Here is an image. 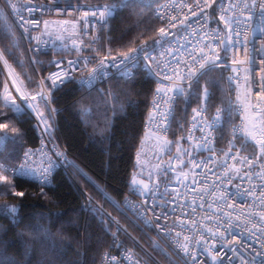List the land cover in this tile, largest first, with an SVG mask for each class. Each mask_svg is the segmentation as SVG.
<instances>
[{
	"label": "built area",
	"instance_id": "1",
	"mask_svg": "<svg viewBox=\"0 0 264 264\" xmlns=\"http://www.w3.org/2000/svg\"><path fill=\"white\" fill-rule=\"evenodd\" d=\"M198 2L199 7L196 6L197 0H162L158 3L153 10V15L168 35L162 37L158 31L153 43L144 49H136V52L130 53L138 59L134 66L125 68L124 65L112 66L113 57L117 62L123 59L120 55L94 62L90 55L84 53L86 43L98 38L101 25L110 17L106 16L102 20L99 12L107 6H112L114 13L113 4L73 0H12V3L17 6L13 9L8 0H0V11L17 29L24 42L31 65H35L34 55L40 52L50 51L57 54L47 62L48 67L43 73L37 72L38 84L41 86L33 91L24 90L13 70L0 58V68L4 75L2 101L5 94L10 93L11 99H15L17 104H22L23 95L32 107L22 105L21 112L27 113L32 119L33 126L39 135L38 146L26 148L16 164L8 165L0 160V163L8 169L5 172L10 176L32 180L38 186H51L55 172L60 169L69 175L68 152L57 136L55 110L50 104L53 90L63 84L50 89L51 80L47 78L51 74L59 72L61 76H65L67 73L64 83L72 80L85 92L100 87L112 78L130 80L139 71L148 74L153 78L155 87L149 101L148 117L143 128L145 132L158 139L160 152L153 178L146 180L143 184L140 183L139 175L134 178L138 182L137 187L146 184L153 189L155 195L153 193L140 195L133 191L131 186L130 192L122 200V207L128 216L147 232L152 243L175 264H213L211 255L221 251L222 241L219 235L213 237L207 231L209 227L213 230L218 227L221 232H225L227 241H232L233 235L238 239L247 240V234L241 237L239 233H243L245 228H252L253 224L257 228L264 227V220H261V214L264 213V202H262L264 198L260 195L261 191H264V170L261 168L264 159L254 160L251 168L246 163H240V158L244 156L253 159L254 156L260 155L258 146L250 139L245 147H241L240 128L245 116L248 115L244 110L245 104L251 103L256 106L252 110V115L257 121L264 116V112H260V109H264V101L259 99L260 95L264 94L262 93L264 81L261 79L264 76V71H262L264 70V63H262L264 61V47H262L264 46V31L261 30L264 29V12L259 7L261 0H256L255 7L251 6L253 0H207L211 7H205V0H198ZM245 3L250 7L245 8ZM28 8L33 11H27ZM201 9H203L202 12ZM192 11H196L197 16H192ZM93 12L97 15L93 16ZM85 13L88 15L85 16ZM221 15L226 19L230 18L231 31L225 27L224 21L220 19ZM173 17L175 19H172ZM25 21H36L37 24H25ZM181 21L184 23L181 24ZM173 24L175 27H172ZM229 37L231 45L226 44V56L216 61V66L232 68L231 81L243 95L241 102L234 109L237 122L232 127L231 151H229L230 144L226 147L218 145L217 131L223 111L218 108L209 112L206 100L191 108L185 126L184 146L180 150L174 149L170 144L171 124L176 102L181 96L175 98L174 105H169L161 101L163 93H157V89L179 84L186 94L188 85L192 82L177 80L175 77L172 80L165 79V76H173L171 69L176 66L173 55L182 56L191 63L189 53L198 55L199 49L203 47L210 56L213 55L212 49L220 56L221 48L225 45H220L219 40H228ZM179 45H184V47L179 48L177 52ZM209 45L211 48L208 47ZM145 50L154 59L145 60ZM102 60L104 61L103 66L100 65ZM181 67L185 72L187 71L183 65ZM194 67L199 68V65L196 64ZM93 69L96 71L93 72ZM207 69L210 68L206 67L202 73H198V77ZM181 74L183 75V72ZM5 84L7 89H5ZM17 87L20 89L19 92ZM40 91L48 97L47 107L50 111L51 123L45 120L43 111L45 104L39 101V96H37V101H31V96L37 95ZM172 95L173 93H168V96ZM169 107L173 108V112L165 120L162 114H167ZM194 109L201 114L197 115ZM218 110H221L220 119L216 121ZM41 114L49 131H45L46 125L41 122ZM209 124L214 126L209 128ZM201 127L204 129L203 132L200 131ZM209 133L211 135L208 141L201 139ZM6 141L0 142V150ZM25 153L28 155L25 156ZM225 153L228 155L225 156ZM234 156L237 158L233 159ZM202 161L207 166L201 164ZM22 164L25 166L23 175L18 172ZM197 164L200 166L196 167ZM233 166L239 169V174L234 171ZM43 176H47V179H42ZM193 180L197 183L193 184ZM205 188L207 192L203 191ZM246 189L252 191L253 194H247ZM177 192L180 195L173 199ZM83 193L87 207L98 208V205L84 191ZM222 193L227 195V199H217ZM228 204H232L233 207L228 208L226 206ZM225 213L229 215L225 216ZM208 216L213 218L206 219ZM229 219L232 221L230 229L226 228V222ZM111 220L114 229L109 246L102 254L99 264H145L126 244L121 237L122 233L130 237L158 264H161L127 232L120 220L115 218ZM181 221L184 223L182 224ZM193 221H195V226H193ZM229 232L232 235H229ZM177 233L181 235L177 236ZM184 236L191 238L190 255H185L179 246L184 243ZM256 236H264V234L256 232ZM196 241H201V243L197 244ZM213 245L215 247H212ZM254 246L257 251H264L260 244L257 243ZM206 247L211 248V254L204 250ZM224 253L223 264H229L227 256H231L232 253L227 249ZM192 254L196 256L195 261L191 259ZM246 255H254L251 248H248ZM232 264H239V260L233 259Z\"/></svg>",
	"mask_w": 264,
	"mask_h": 264
},
{
	"label": "trees",
	"instance_id": "2",
	"mask_svg": "<svg viewBox=\"0 0 264 264\" xmlns=\"http://www.w3.org/2000/svg\"><path fill=\"white\" fill-rule=\"evenodd\" d=\"M73 1L114 5V13L101 25L98 38L85 45L84 53L94 62L130 49L146 48L161 28L153 10L162 0ZM226 50L225 45L220 57L226 56ZM0 53L26 91L38 89L37 72L43 73L47 62L57 55L40 52L34 55L35 65H31L21 36L2 11ZM232 73L230 67L207 69L199 82L192 83L191 89L188 87L177 100L170 132L174 149L183 148L188 114L203 100L209 112L222 109L218 145L228 146L237 122L234 109L239 102ZM3 86L0 68V113H4L0 124L9 125L7 129L0 128V134L8 136L0 150V160L14 165L26 148L38 146L39 135L27 113L13 114L4 107ZM154 87L153 78L139 71L130 80L112 78L90 92L83 91L72 80L53 90L50 104L55 110L57 136L68 152L69 175L60 169L51 186H38L32 180L3 173L11 184L0 183V264H99L114 229L111 218L120 220L158 262L175 264L122 207L138 173L137 155ZM43 110L45 120L51 123L47 105H43ZM83 191L98 208L87 207ZM17 192L24 195L17 196ZM12 206L18 209L15 215L8 211ZM121 237L145 264H158L130 237L124 233Z\"/></svg>",
	"mask_w": 264,
	"mask_h": 264
},
{
	"label": "snow or ice",
	"instance_id": "3",
	"mask_svg": "<svg viewBox=\"0 0 264 264\" xmlns=\"http://www.w3.org/2000/svg\"><path fill=\"white\" fill-rule=\"evenodd\" d=\"M8 3L10 4V6L15 9L17 6L15 3H12V0H8ZM197 7H199V2L197 0ZM252 7L256 6V0H253V4L251 5ZM205 7H211L210 4H208L207 0H205ZM245 8L250 7L247 3H245L244 5ZM259 7L261 9L262 12H264V0H261ZM27 11L31 12L33 11V9L28 8L26 9ZM203 11V9H201V12ZM88 13H85V16H87ZM93 16H96L97 13L93 12L92 13ZM113 15V9L112 6H107L104 8L103 11L99 12V16L101 17V19H105L106 16H111ZM192 16H197V12L196 11H192ZM172 19H175V17H173ZM185 19L187 20V17H185ZM220 19L222 21H224L225 23V27L228 28L229 31H231V27H230V18L226 19L225 16L221 15ZM250 19V17H249ZM37 24L36 21H25V24ZM184 21H181V24H183ZM45 26H47V22H45ZM172 27H175V25L173 24ZM262 31H264V29H261ZM25 31H27V28H25ZM159 32L161 34V36H166L168 35V33L166 32L165 28L161 27L159 29ZM214 38H218V37H214ZM73 43L75 44V41H73ZM157 43H159V41H157ZM178 43V42H177ZM219 44L220 45H231V39L230 37L228 38V40L225 39H220L219 40ZM184 47V45H179V47L176 49V51H179V48ZM208 47L211 48V46L209 45ZM264 47V46H262ZM136 49H130L129 52H121L120 56L123 57V59L119 60L118 62L116 61V58L113 57V65L114 67H119L120 65H124L125 68H129L131 66H134L135 63L137 62L138 57L135 55H130L131 52H136ZM213 55L210 56L208 53H206L204 51V48L201 47L199 49V54H193V53H189L190 57H191V63H189L188 60H185L182 58V56H177V55H173L174 60L176 61V66L174 68H172V72H173V76H165V79L168 80H172L173 77H175V79L177 80H188L191 81L192 83H198L199 82V77H198V73H202V71L208 67H215L216 66V61L220 60V56L219 54L215 53V50L212 49ZM171 54V52H170ZM3 54L0 53V58H2ZM144 59L145 60H152L154 59L153 57H150L146 50L144 52ZM127 62V63H126ZM262 63H264V61H262ZM5 64L7 65V61H5ZM69 64L71 65L72 62L70 61ZM104 61H100V65L103 66ZM198 64L199 68H195L194 65ZM181 65H183L185 68H187V71L185 72L184 69L181 67ZM57 67L59 68V65L57 64ZM61 71H63L61 69ZM96 69H93V72H95ZM235 71V69H234ZM264 71V70H262ZM183 72V75L181 74ZM67 76V73H65V76H61L59 74V72L57 73H53L51 74L47 79L51 80V85H50V89L51 88H56L59 85L64 83V80ZM91 76V74H90ZM262 81H264V76L261 77ZM29 82H31V77H28ZM13 83L15 84V81H13ZM43 83V82H41ZM192 83H190L188 85L189 89H191ZM41 85L38 84L36 85V87H40ZM5 89H7V85L5 84ZM17 91L19 92L20 89L19 87H17ZM184 88L181 87L179 84H173L170 86H166L164 88H158L157 89V93H163V97H161V101L164 103H167L169 105H174V100L175 98L179 97V96H183L184 95ZM171 92L173 93L172 96H168V93ZM262 93H264V89H262ZM204 95L205 97H207V89L204 90ZM37 96H39V101L43 102L45 105H47L48 103V97L44 95L43 91H40L37 95H33L31 96V101H37ZM11 94L10 93H6L4 98H3V104L4 107L8 108L10 112H12L13 114L15 113H19L22 110V105L25 107H32V104L23 97H21L22 100V104H17L15 99H11ZM167 99H164V98ZM260 101H264V94H261L259 97ZM255 105L248 103L245 104L244 106V110L246 113H248V115L245 116L244 121H242V127L240 128V132H241V140H242V144L241 147H245L248 143V140L250 139L251 141L255 142V145L258 146L259 148V156H254L253 159H249L247 156H244L242 158H240V163L241 164H247V166L249 168H251L254 164V160H260V159H264V116H261L260 120L257 121L255 119V117L252 115V110L255 109ZM202 111V110H201ZM220 111H217V116L215 117L216 121H219L220 119ZM173 112V108L169 107L168 113L167 114H162L163 118L165 120H167ZM194 112H197V115H200L201 113L197 110L194 109ZM260 112H264V109H260ZM4 115V113H0V116ZM193 119L195 120V116L193 117ZM41 122H44L46 125V122L43 119V115L41 114ZM259 125V126H258ZM214 125L213 124H209L208 127L212 128ZM9 127L8 124H0V128L3 129H7ZM45 131H49L48 126H45ZM200 131L203 132L204 129L203 127L200 128ZM13 132H16V129H13ZM211 135V133H209L206 136H203L201 139L204 141H208V137ZM8 139L7 133H4L2 135H0V142L6 141ZM235 139V136H234ZM13 142H15V138H13ZM230 147H229V151H231V147H232V142H229ZM211 150V149H209ZM28 153H25V156H27ZM228 153H225V156H227ZM238 155V154H237ZM237 157L234 156L233 159H236ZM211 162V161H209ZM201 164H204L205 166H207V164L205 162H201ZM196 167H199L200 165L197 164L195 165ZM262 170H264V164L261 165ZM234 171L239 174V169L235 168V166H233ZM8 169L5 167V165L3 163H0V183L3 184H11V181L9 180V177L4 175L3 173L5 171H7ZM19 174L23 175L25 174V166L22 164L20 165V168L18 170ZM45 172H47V170H45ZM227 174V173H225ZM245 175H248V173H245ZM257 175H260V173H257ZM187 177L185 176V179ZM243 178V177H241ZM42 179L46 180L47 176H43ZM231 182V181H229ZM197 183V181L193 180V184ZM138 182L136 181L135 178H133L132 181V188L133 191L139 193L140 195H144L145 193H153V195H155V193L153 192V189L149 188L148 185H143L142 187H137ZM239 187V186H237ZM193 191H196V189H192ZM203 191L207 192V188L203 189ZM245 192L249 195H252L253 192L249 191V190H245ZM103 194V193H102ZM15 195L17 196H23L24 193L23 192H17L15 193ZM180 194L179 192L176 193L175 196H173V199H176V197H178ZM213 195L215 196V193H213ZM261 197L264 198V191H261ZM217 199H227V195L226 194H221L219 197H217ZM264 202V201H262ZM228 208H232L233 205L232 204H228L226 205ZM182 207V206H181ZM201 207H203V205H201ZM209 207H211V205H209ZM8 211L15 215L18 212L17 207L12 206L8 209ZM193 211H195V208H193ZM228 213H225V216H228ZM213 217L208 216L206 217V219H212ZM157 219H159V217H157ZM238 219V218H237ZM261 220H264V213L261 214ZM181 223L183 224L184 221H181ZM193 226H195V221H193ZM232 227V221L231 219H229L226 222V228L230 229ZM207 231L213 236H217L219 235L221 238V251L217 252L215 255H211V259L213 261V264H223L224 261V250L227 249L228 252H231L232 255L231 256H227L228 262L229 264H232L233 259H237L239 260V264H264V251H257L255 248V244H260L261 249H264V236H256V232H260L262 234H264V227H260L257 228V226L255 224L252 225V228H245V231L243 233H239V235L241 237H243L245 234H247V240H241L238 239L237 236L233 235V240L232 241H227L225 240V232H221L220 229L217 227L215 230H213L212 227H209L207 229ZM229 235H232L231 232L228 233ZM181 235V233H177V236ZM184 243L180 244V248L183 250V252L185 253V255H190V249H189V244L191 242V238L189 236H184L183 237ZM201 240H203V237H201ZM235 241V242H233ZM197 244L201 243V241H196ZM206 243V242H205ZM212 247H215V245H213ZM248 248L252 249V252L254 253V255H246ZM206 252H208L209 254H211V248L206 247L204 249ZM130 258V257H129ZM191 259L193 261L196 260V256L194 254L191 255Z\"/></svg>",
	"mask_w": 264,
	"mask_h": 264
},
{
	"label": "rangeland",
	"instance_id": "4",
	"mask_svg": "<svg viewBox=\"0 0 264 264\" xmlns=\"http://www.w3.org/2000/svg\"><path fill=\"white\" fill-rule=\"evenodd\" d=\"M238 93H239V102H238L239 104L243 98V95L239 88H238ZM159 152H160V144L158 139L152 136L150 133L145 132L141 148L137 155V166H138L137 175L140 176L141 184L145 183L146 180L153 178L156 172V167H157L156 163Z\"/></svg>",
	"mask_w": 264,
	"mask_h": 264
},
{
	"label": "bare ground",
	"instance_id": "5",
	"mask_svg": "<svg viewBox=\"0 0 264 264\" xmlns=\"http://www.w3.org/2000/svg\"><path fill=\"white\" fill-rule=\"evenodd\" d=\"M113 4V3H112ZM104 84V83H103ZM78 87V86H77Z\"/></svg>",
	"mask_w": 264,
	"mask_h": 264
},
{
	"label": "crops",
	"instance_id": "6",
	"mask_svg": "<svg viewBox=\"0 0 264 264\" xmlns=\"http://www.w3.org/2000/svg\"><path fill=\"white\" fill-rule=\"evenodd\" d=\"M138 174V173H137Z\"/></svg>",
	"mask_w": 264,
	"mask_h": 264
}]
</instances>
